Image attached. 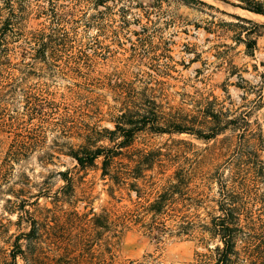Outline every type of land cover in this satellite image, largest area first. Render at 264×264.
I'll return each mask as SVG.
<instances>
[{"label": "rangeland", "instance_id": "1", "mask_svg": "<svg viewBox=\"0 0 264 264\" xmlns=\"http://www.w3.org/2000/svg\"><path fill=\"white\" fill-rule=\"evenodd\" d=\"M47 1L31 0L30 7L47 5ZM70 1L57 0L64 5ZM199 1L214 9L200 4L186 6L178 0H108L111 14L105 20L107 30L100 34L94 28L79 27L76 38L53 59L35 58V46L27 36L29 31L39 29L44 17L31 15L22 29L0 36L2 77L17 78L19 87L32 88V92L58 105L65 117L54 128L44 124L41 146L15 163L11 181L19 183L15 176L24 173L31 182L32 195L38 189L51 193V197L40 198L38 205L26 209L65 241L85 233L92 213L107 214L111 228L109 232L99 231L94 248L103 251L106 243H111L116 264H214V248L220 245L209 236L202 241L199 234L180 238L165 235L160 242L154 241L138 222L133 192L119 189L103 177L99 162L82 169L67 155L71 147L109 144L86 135L114 130L113 117L119 115L129 91L152 87L161 117L187 128L204 130L205 122L197 109L211 103L222 109L225 119L244 116L251 122L257 120L264 131V108H250V102L256 99L255 88L263 86L264 93L259 76L264 69V35L257 40L254 56L248 57L244 45L234 38L232 31L237 30L229 28L226 32L219 25L236 23L231 15L247 19L239 15V8L219 0ZM18 94L6 110L7 121L16 116L15 111L22 112L23 100ZM28 118L22 119L29 122ZM229 135L226 130L215 140L204 142L189 134L142 132L135 136L126 154L132 158L144 153L155 161L145 173L154 185L147 196L151 200L178 169L221 170L232 161L231 148L219 149L221 140ZM10 141L8 134L0 133V161ZM45 153L50 156L44 158ZM60 172H67L71 183L63 192L65 182ZM8 198L12 197L6 194L0 198L1 257V252L9 251L10 236L28 230L25 220L16 223V215L4 210ZM29 201L34 199L30 197ZM127 213L134 215L123 228ZM199 217L208 222L204 212L200 211ZM173 224L166 222L168 227ZM257 252L255 260L241 254L237 263L264 264V243Z\"/></svg>", "mask_w": 264, "mask_h": 264}, {"label": "trees", "instance_id": "2", "mask_svg": "<svg viewBox=\"0 0 264 264\" xmlns=\"http://www.w3.org/2000/svg\"><path fill=\"white\" fill-rule=\"evenodd\" d=\"M107 1L71 0L69 5H64L57 0H48L47 5L37 4L32 8L31 0H0V36L22 29L31 15L44 17L39 29L29 31L27 36L35 46V58L53 59L76 38L79 27L94 28L100 34L107 30L105 20L111 14ZM178 1L186 6L200 4L214 9L199 0ZM219 1L264 17V0ZM87 10L94 13L87 14ZM122 13L125 20L123 9ZM231 17L236 23L221 22L219 25L226 32L229 28L237 30L232 31L236 34L235 40L244 45L248 57H253L257 40L264 35V25L234 15ZM254 69L257 70V67L254 66ZM259 76L261 85H264V69ZM20 82L11 76L2 77L0 70V133L11 137L7 153L0 161V198L6 194L12 197L5 200L4 210L16 215V223L25 220L28 230L10 236L9 251L1 252L0 264H116L111 243L107 242L103 251L94 248L99 231L109 232L111 228L107 214L92 213L85 233L82 231L73 240L65 241L55 236L49 225L40 222L26 209L38 205L40 198L51 197L48 196L51 193L38 189L32 195L29 188L31 182L24 173L15 176L20 179L19 183L11 181L15 163L41 146L44 124L54 128L65 120L58 105L32 92V88L19 87ZM261 87L254 90L256 99L250 102L251 111L264 108ZM154 91L152 87L141 91L132 89L124 98L119 115L113 117L114 130L86 133L87 138L95 136V140L106 141L108 145L71 147L67 155L82 169L99 162L103 177H108L119 189L133 192L137 201L135 215L154 241L160 242L165 235L180 238L199 234L202 241L209 236L220 244L214 248V264H238L241 254L255 260L259 246L264 243V131L261 124L257 120H246L244 116L225 119L222 109L207 103L197 109L204 119V130L187 128L181 122L161 117ZM18 92L23 100V113L15 111L16 116L7 121L6 110ZM23 117H29V122ZM226 130L230 131V135L221 140L220 147H216L231 148L234 153L232 161L221 170L197 172L194 168L178 169L151 200L147 199L154 185L147 180L145 173L153 168L155 161L144 153L132 158L126 154L137 134H189L210 142ZM49 156L50 153H45L44 158ZM58 174L65 182L61 189L63 192L70 188V179L67 172ZM29 196L34 201L30 202ZM200 211L205 213L208 222L200 219ZM133 215L127 213L123 217V228L124 222ZM167 221L174 224L168 227Z\"/></svg>", "mask_w": 264, "mask_h": 264}, {"label": "bare ground", "instance_id": "3", "mask_svg": "<svg viewBox=\"0 0 264 264\" xmlns=\"http://www.w3.org/2000/svg\"><path fill=\"white\" fill-rule=\"evenodd\" d=\"M239 15L240 16H243L247 19H250V20H253L255 22H259V23H264V17L263 16H260V15H256V14H253V13H250V12H247V11H243V10H239Z\"/></svg>", "mask_w": 264, "mask_h": 264}]
</instances>
